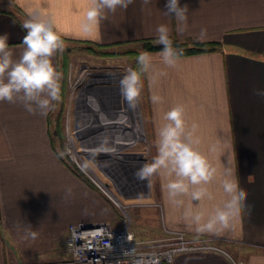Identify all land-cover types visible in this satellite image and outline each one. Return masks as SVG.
<instances>
[{
    "label": "crops",
    "instance_id": "0c3cea01",
    "mask_svg": "<svg viewBox=\"0 0 264 264\" xmlns=\"http://www.w3.org/2000/svg\"><path fill=\"white\" fill-rule=\"evenodd\" d=\"M166 2L133 0L126 9L105 11L98 28L85 34L90 0H0V35L8 36L13 60L22 54V24L30 13L42 14L67 40L139 44L157 39V28L166 25L177 42H217L218 49L179 55L172 66L161 51L148 52L149 67L140 74L154 158L164 114L182 105L194 147L215 169L208 183L175 198L166 188L175 177L155 174L160 223L212 236L228 252H182L169 264H264V96L258 95L264 91V0H180L189 9L183 25L166 13ZM63 53L52 57L61 79ZM56 102L43 115L0 102V264H53L68 257L70 223L119 222L111 197L62 156L50 120ZM232 178L246 192L239 214L227 228L198 232L192 216L202 213L204 223L224 209L230 197L223 182ZM196 191L203 192L199 200Z\"/></svg>",
    "mask_w": 264,
    "mask_h": 264
},
{
    "label": "rangeland",
    "instance_id": "374dc122",
    "mask_svg": "<svg viewBox=\"0 0 264 264\" xmlns=\"http://www.w3.org/2000/svg\"><path fill=\"white\" fill-rule=\"evenodd\" d=\"M65 44L63 62L67 65L66 78H63L66 84L50 115L54 140L62 156L91 184L97 183L111 196L116 204L119 221L115 225L128 223L141 241L167 237L168 233L160 223L155 174L148 181L137 175L144 164L151 163L154 159L144 98L140 94L135 107H130L131 109L128 104H124L125 113L128 112L129 115L136 111V119L139 117L142 129L139 139L126 136L127 139L122 140L117 132L119 128L114 125L101 126V123L104 125L121 121H114L117 117L114 114L108 115L122 107L119 98L120 84L116 79L102 80L103 74L121 68L137 70L141 74L138 56L142 52L162 50L146 51L142 43L121 44L99 49L100 52L111 51L116 55H98L82 50L74 42ZM125 117L120 116V119ZM112 141H115L118 148H114ZM110 152L114 155H107ZM76 161L80 166L76 165Z\"/></svg>",
    "mask_w": 264,
    "mask_h": 264
},
{
    "label": "clouds",
    "instance_id": "9594fccd",
    "mask_svg": "<svg viewBox=\"0 0 264 264\" xmlns=\"http://www.w3.org/2000/svg\"><path fill=\"white\" fill-rule=\"evenodd\" d=\"M132 2L133 0H90L82 25L83 32L91 34L98 28L105 11L114 13L118 8L126 9ZM165 8L166 13L173 15L181 25L186 22L189 9L187 5L181 6L180 0H167ZM22 26L27 34L23 38V51L18 60L12 59L8 36L0 35V102H19L29 113L39 110L43 115L50 110L53 102L61 98V74L54 67L52 57L57 51L63 50L64 42L52 24L40 13H30ZM180 30L183 31V27ZM157 33L158 43L163 45L164 63L175 65L180 53L173 48L169 28L160 25ZM138 64L141 71L147 70L149 55L142 52L138 56ZM141 88V75L137 70H128L120 80L121 95L130 107H135ZM258 95L264 96V91L258 92ZM152 99L154 102L160 100L158 96H153ZM184 114L182 105L175 106L164 114L166 123L159 128L157 134V155L151 163L144 164L137 174L142 180L161 172L169 177L174 176L175 179L166 185L172 198L187 193L190 186L208 183L215 174V169L210 166L207 158L194 147L191 133L186 131ZM195 127L194 124L192 128ZM223 188L230 197L224 209L217 210L204 223H201L202 213L192 216L198 232L227 228L230 220L239 214L246 192L234 178L226 179ZM202 195V191L193 192V199L199 200ZM30 235L35 239L37 233L32 231Z\"/></svg>",
    "mask_w": 264,
    "mask_h": 264
},
{
    "label": "built area",
    "instance_id": "2783aa9c",
    "mask_svg": "<svg viewBox=\"0 0 264 264\" xmlns=\"http://www.w3.org/2000/svg\"><path fill=\"white\" fill-rule=\"evenodd\" d=\"M76 165L80 166L77 161ZM165 230L167 237L141 241L128 223L114 225L105 219L70 223L66 238L68 257L53 264H169L182 252L228 254L227 249L212 236Z\"/></svg>",
    "mask_w": 264,
    "mask_h": 264
},
{
    "label": "trees",
    "instance_id": "16d2710c",
    "mask_svg": "<svg viewBox=\"0 0 264 264\" xmlns=\"http://www.w3.org/2000/svg\"><path fill=\"white\" fill-rule=\"evenodd\" d=\"M171 39V38H170ZM64 42H74L77 45L80 46V48L88 53L98 54V55H116L115 52H100L99 49L116 46L118 44H94L92 42L88 41H74V40H67L65 38H62ZM173 42V48L180 53V55L183 54H190V53H197L202 51H210V50H216L219 47V44L217 42H196L193 44H187L185 42H177L174 39H171ZM141 43L143 45V48L146 51L150 50H162L163 45L158 43V39H143L141 40ZM103 51V50H101ZM66 65L67 63L63 62L62 60V79H61V95L64 92L65 88V79L66 78ZM142 73V71H141ZM64 74V76H63ZM70 165V164H69ZM70 167L78 174H80L83 178L88 180L80 171H78L75 167L70 165Z\"/></svg>",
    "mask_w": 264,
    "mask_h": 264
},
{
    "label": "bare ground",
    "instance_id": "6f19581e",
    "mask_svg": "<svg viewBox=\"0 0 264 264\" xmlns=\"http://www.w3.org/2000/svg\"><path fill=\"white\" fill-rule=\"evenodd\" d=\"M127 71H128V69L127 68H121V69H119V70H115V71H110V72H108V73H105V74H103L104 76V78L102 79V80H106V79H109V80H114V79H116L118 82L117 83H119L120 84V80H121V78L127 73ZM116 83V84H117ZM111 85V84H110ZM110 85H108V86H110ZM108 90V89H107ZM120 95H121V93H120ZM119 98H120V104H121V109H117V110H114L113 111V113H111V114H109L108 115V117L110 116V115H112V114H114V115H116L117 117H116V119L114 120V121H116V120H121V121H116V122H111V123H107V124H104V125H102V123H101V126L102 127H105V126H109V125H114L115 127H117V128H119L118 129V133L120 134V138H123L122 140H126L127 138H126V136H129V137H135V139H139L140 137H141V135H142V129H141V126H140V124H139V122H138V119H139V117H137V119H136V117H135V115H134V112H136V111H134V112H131L129 115L127 114V113H125V106H124V104H128L125 100H124V98L122 97V95H121V97L119 96ZM128 107H129V109H131L130 108V106H129V104L127 105ZM116 107H118V106H116ZM120 107V106H119ZM132 111V110H131ZM132 114V115H131ZM137 115V114H136ZM120 116H126L125 118H121L120 119ZM107 118V117H106ZM122 119H124V120H122ZM113 121V120H112ZM82 125V124H81ZM94 126V125H93ZM82 127V126H81ZM99 127V126H98ZM116 128V129H117ZM101 129V128H100ZM83 130V129H82ZM90 130V129H89ZM86 131V130H85ZM91 131V130H90ZM76 133V132H75ZM90 133V132H89ZM77 135V134H76ZM76 135H75V137H76ZM116 138V137H115ZM110 140V139H109ZM109 142H111V140L109 141ZM115 144V141H112V144ZM114 148H118L117 147V145L115 144L114 145ZM107 155H110V156H113L114 154L113 153H108ZM116 158V157H115ZM141 163V162H140ZM148 181V180H147Z\"/></svg>",
    "mask_w": 264,
    "mask_h": 264
}]
</instances>
